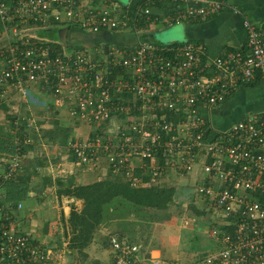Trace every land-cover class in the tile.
<instances>
[{
	"label": "built area",
	"instance_id": "1",
	"mask_svg": "<svg viewBox=\"0 0 264 264\" xmlns=\"http://www.w3.org/2000/svg\"><path fill=\"white\" fill-rule=\"evenodd\" d=\"M155 1L169 5L153 20L149 5L131 10L128 4L90 0H0L5 29L0 32V96L10 88L27 101L34 96L30 86L50 92L58 105L68 106L74 120L95 125L86 140L69 141L77 157L74 163L91 166L98 160L97 149L104 148L112 168L134 186L149 183L134 173L137 162L142 169L155 168L148 174L154 179L165 169L160 157L167 167L171 158L188 173L203 165L205 177L195 192L214 201L222 223L229 227L209 231L220 249L180 262L153 255L141 243L112 233L110 264H264V109L225 130L213 125L215 107L242 82H251L258 73L264 76V38L245 17L248 52L213 56L204 44L188 40L157 44L144 35L147 26H138L142 19L163 25L206 20L227 3ZM51 21L95 34L133 33L135 41L90 42L58 51L51 45L55 40L28 33ZM108 121L117 126L115 133L102 130ZM105 138L115 142H104ZM21 147L17 141L11 159L0 154V189L21 171ZM22 208V201L0 200V264H64L56 244L34 243L19 231L15 213Z\"/></svg>",
	"mask_w": 264,
	"mask_h": 264
},
{
	"label": "rangeland",
	"instance_id": "2",
	"mask_svg": "<svg viewBox=\"0 0 264 264\" xmlns=\"http://www.w3.org/2000/svg\"><path fill=\"white\" fill-rule=\"evenodd\" d=\"M90 2L95 4L119 5L127 3L128 0H90ZM181 26V24L177 23L173 25H163L159 24L157 21H153L147 24V29L149 31L148 33L152 34L151 39L159 44L161 41H182ZM50 28V25L46 27H37L33 30L30 29L31 31L28 30V33L52 41L53 38L46 35ZM4 30V25L0 21V32ZM69 30L67 34L68 42L70 44H73L72 40L79 42L78 44L75 43L74 47H83V45L89 43L87 41L95 39L103 40L107 35L106 33H99L95 39H91L88 38L86 32L80 29L79 31L82 32L80 33L81 38L79 34L73 39V36L77 32L73 29ZM3 39L5 40V38ZM55 41L58 45L62 46L63 50L64 44L60 39L57 38ZM83 42L85 43L83 44ZM1 43H3V40H0V44ZM30 89L31 93L35 95L40 102L34 99L26 101L16 90L9 92L8 100H0V131L2 130V132L7 134L8 139L12 136L14 137L13 145H15V141L19 139V142L27 144V150H29L32 144L33 150L30 151L29 156L23 159L22 171L27 173L32 170L34 172L37 170L41 171L38 175L36 173L33 174L34 177H40V181L33 180L31 185L33 190L31 191V195L35 201L33 204L36 206L34 210L36 214H33V218H40L43 224V231L45 230L48 234L50 231L53 232L52 237L56 238L50 239L52 242L51 244H56L58 248L63 251L64 264H91L92 260L95 259L104 263L105 260L107 261L108 259L109 252L108 249L105 248L104 241L106 237L110 236L112 233H125L135 236L151 254L160 255L164 259L177 260L180 262L194 260L213 250L216 251L220 249L215 240L210 238L208 232L210 229H213V227H218V222L222 223V221H219L221 213L216 206L213 205L209 207V205L205 204L202 200H187L182 198L178 189L181 188V185L187 183V179L184 181L187 177H185V175L187 174L180 172L182 170L179 169L177 164L172 163L171 158L167 160L169 163L168 167L158 174L160 177H155V179L151 178L148 180L149 183L145 185L147 188L153 186L170 188L175 186L177 195L174 202L171 203L168 208H150L143 214L138 213L139 215L133 211L124 212L123 210L111 214L110 212L120 204L116 198H114L112 201L108 202H112L107 215L108 219L96 227L87 248H84L82 251L78 248L70 249L69 243L72 236V228L67 221L68 217H65L63 212L65 210V208L63 209V205L67 202L65 203L59 194H57L59 198L56 201L54 199L56 197V190L52 187H58L59 190L62 186H72L74 182L78 184L82 172H87L85 175L86 179L82 181L84 184L90 181H93L91 183L97 182L99 178H101L100 180H113L114 183L117 182V184L122 185L128 181V177L125 174L122 175L123 173L121 174L120 170L117 171L112 168L111 159L108 156L107 150L104 148L97 149V151L99 150L98 160L92 163L91 166H83L74 163L77 161V157L75 156L76 160L72 158L68 144L69 141L74 137L75 139L86 140L91 136V130L95 125L92 126L91 123L77 122L74 120L68 106L58 105L50 92L37 90L33 88V86H30ZM79 99L81 98H77V100ZM113 122L114 121L105 122L102 130L106 131V128H110L113 133H115L117 131V126ZM119 123H121V121H119ZM57 127L66 129L60 132V129H57ZM63 137H67V141H65V139L62 140ZM7 142H10V140L5 141V144H7ZM104 142L114 143L115 140L111 141L109 138H105ZM10 147L11 148H8L6 151H3L5 152L3 154L5 159H11V155L16 154V149L12 151L13 148L12 146ZM3 152H0V154ZM131 164L132 166L135 164L133 159L131 160ZM154 169L155 168H150L149 166L142 169L141 164L137 162L134 173L144 178V176H147ZM3 170V168H0V172H3ZM96 171H101L99 178ZM197 171H199V168H197ZM191 175L200 180L199 183H201L205 177L203 170L197 173L195 169L188 174V176ZM60 182H63V185H61ZM192 182L193 181H191V183ZM132 188L138 189L140 186L132 185ZM7 191L8 187H1L0 198L5 199ZM36 196L38 198L42 196L46 197L47 204L45 205V198H43L42 207L40 205L41 200L38 199V201H36ZM80 200L78 204L73 205L77 210H81L84 206V201L82 199ZM124 200L127 202L126 198H124ZM52 201L58 204V208L55 207L54 209V207H52ZM34 205L32 208L35 207ZM73 207H71V209ZM51 208L54 210L51 214L55 213L58 219L56 227L51 223L53 228H51V226L49 228L51 220H54V217L49 213ZM207 208L209 210L208 213L205 211V213H202L204 216H201L202 214H200V211L203 209L206 210ZM24 209L25 202H23L21 212L17 211L15 213V218L17 220L21 218ZM197 210H199V212ZM219 214L220 216H218ZM42 215L43 217H41ZM140 215L150 220L142 222L139 218ZM185 215L191 216V219H194L193 217L195 216L197 219L189 220V222L186 223V220H182V218H186L184 217ZM19 231L25 232L24 230ZM216 245L217 248H213L216 247Z\"/></svg>",
	"mask_w": 264,
	"mask_h": 264
},
{
	"label": "crops",
	"instance_id": "3",
	"mask_svg": "<svg viewBox=\"0 0 264 264\" xmlns=\"http://www.w3.org/2000/svg\"><path fill=\"white\" fill-rule=\"evenodd\" d=\"M225 3H227L226 7L222 8L219 12L215 13L214 15L209 16L206 20H195L192 22H184V23H177L181 24V34L183 36L182 41H191L195 43L204 44L207 48V51L210 55L213 56H220L226 53L230 50H242L244 52H248L249 48L247 46L248 41V33L247 29L244 27V18L247 17L254 25L255 27L260 31L264 38V0H222ZM129 7L135 6L134 0H128ZM126 4V3H125ZM236 10H239L237 12ZM158 11V10H157ZM73 29L77 33L73 36H78L80 33L79 28L77 27H70V30ZM69 30V31H70ZM88 38L95 39L97 37L98 33H89ZM106 33L107 35L104 37L103 40L95 39L92 41L87 42H120V43H133L135 41V36L133 33H112V32H102ZM117 34V36H116ZM121 34H124L123 36ZM114 36H116V40L114 39ZM81 38V34H80ZM72 40V39H71ZM163 42V41H161ZM169 42H176L174 40ZM181 42V41H178ZM73 44H70V46H74V44H78L79 42L73 41ZM85 42H83L84 44ZM167 43V42H166ZM259 76V75H258ZM255 79H253L251 84H241L237 87L236 90H234L226 99L225 102L221 103L217 107H215L213 112V125L218 130H225L237 123L238 121L246 118L249 114H258L261 113L264 109V76H259ZM33 88H36L37 90H41L38 86H33ZM12 90L9 88V91L6 92L3 96H0V100L9 99V92ZM34 100L39 99L34 95L32 97ZM22 101V100H21ZM25 102V101H22ZM40 102V101H39ZM47 104V103H46ZM7 128V127H6ZM0 145L5 146V141H8V135L0 131ZM17 141H20L19 139ZM15 141V145L16 142ZM22 147H23V143ZM33 150L32 144L25 152L24 157L29 156L30 151ZM6 150H2L0 152H3ZM16 151V150H15ZM5 153V152H3ZM201 158H206L204 154L200 155ZM24 162V161H23ZM0 168H3V164L0 163ZM197 168H199V171H197ZM23 166L20 171V175L24 177L25 179H28V176L30 177V181L28 183L29 185V191L27 194L26 199H23L22 202H25V209L23 211V214L21 215V218L19 220L16 219V224H18L19 230H24L26 233H28L34 243H42L43 245L48 244L50 245L52 242L50 239H55L56 237H52L53 232L46 233L45 230L43 231V224L40 221L39 217H34L33 214H36L34 211L36 206L33 204L35 202L33 199V196L31 195L32 190V181H40V177H34L33 174H39L41 171L34 172L33 170L31 172H25L22 171ZM196 172H201L204 168L203 165L200 163L196 167ZM194 169V170H195ZM193 170V171H194ZM204 171V170H203ZM98 174V178L101 174V171H96ZM82 175L80 176V182L84 181L86 179L85 175L87 172H82ZM190 174V173H188ZM192 177V178H191ZM90 179V178H89ZM101 178H99L100 180ZM187 179V180H186ZM194 179V180H193ZM187 181L185 185H181V188L187 187V184L190 186L197 185L200 180L195 178L194 176H189L188 178H185L184 181ZM197 180V181H196ZM90 181V180H88ZM191 181H193L191 183ZM91 182H86L87 184H91ZM203 181H201L202 183ZM77 182H74L76 184ZM40 185V184H39ZM7 187V186H6ZM54 190H56V197L54 198L56 201L59 198L58 193V187H52ZM51 188V189H52ZM52 189V190H53ZM63 198V201L66 203L63 205V209L65 208L64 215L65 217H69L71 207L73 205L78 204L81 200L77 199L73 196L69 195H61ZM43 198H45V205L47 204L46 197L38 198L36 196V201L40 199V205L42 206ZM2 201H9L4 198H0ZM70 203V204H68ZM33 205L35 206L34 208ZM67 205V206H66ZM38 206V205H37ZM43 207V206H42ZM52 207L58 208V204L54 203L52 201ZM42 209V208H41ZM69 209V210H67ZM34 211V212H33ZM53 208H51L50 214L53 213ZM21 212V211H20ZM46 214V213H45ZM52 217H54V220L50 222L49 228L51 226V223L56 227L58 224L57 216L54 214H51ZM40 216V215H39ZM43 217V215L41 216ZM194 220L197 219V217H193ZM182 220H184L182 218ZM185 221V220H184ZM221 221V219H220ZM53 225L51 228H53ZM216 227V226H215ZM218 229V227H216ZM209 233V232H208ZM210 235V234H209ZM211 239L215 240L210 236ZM217 240H215L216 242ZM56 243V242H54ZM217 243V242H216ZM217 245L220 248V245L217 243ZM213 247V248H217ZM214 251V250H213Z\"/></svg>",
	"mask_w": 264,
	"mask_h": 264
},
{
	"label": "trees",
	"instance_id": "4",
	"mask_svg": "<svg viewBox=\"0 0 264 264\" xmlns=\"http://www.w3.org/2000/svg\"><path fill=\"white\" fill-rule=\"evenodd\" d=\"M6 1H10V0H6ZM134 2L136 5L133 7L131 5L130 7L131 10H133V8H136L137 6L149 5L153 9V15H152L153 20L155 19L156 15H158L162 11H166L169 5L167 2H160V1H155V0H134ZM127 4L128 3L126 4L122 3L124 7ZM151 22L147 21L146 19H142V21L140 22L138 26L146 27L147 24ZM59 23L60 22H57V21H51V24H49L51 28L47 31L46 35L52 37L53 40L59 38L57 29H56ZM121 35L123 36L124 34H121ZM144 35L150 38L152 36L151 33H146ZM116 36H114L113 40H116ZM117 43H120V42H117ZM51 45L55 46L58 51H62L61 45H58L57 43L56 44L51 43ZM76 47H79V46H76ZM258 75L259 73L256 75V78ZM252 82L253 81L249 83H244V82L242 83L251 84ZM120 116L123 117L124 114H120L119 117ZM57 129H60V132H61L66 128L57 127ZM126 131L130 132L129 130H126ZM64 139L65 141H67L68 138L63 137L62 140ZM9 140L10 142H7L5 146L0 145V151L7 150L8 148H11L10 146H12L13 148L12 151L16 149V145L12 144L14 137L12 136L10 139H8V141ZM27 148H28L27 144L24 143L23 147L19 149L22 162L24 159L23 158L24 154L25 152H27ZM71 155H72V158L76 160L74 153L71 152ZM159 164L161 167L167 168L166 161L162 157H160ZM180 172L186 173L187 174L185 175V177L187 176L186 178L189 177L188 172L186 171H180ZM156 177H160V176L156 175ZM144 179L150 180L151 176H148V175L144 176ZM29 181H30V177L28 176V179H25L24 177L20 175V172L17 174L15 178L8 180L5 183V186L8 187V191H7V195L5 199L9 201H15V202L26 199L28 191H29V185H28ZM60 184L63 185V182H60ZM196 186H197L196 184L193 186H190L189 184H187V187H196ZM58 193L59 195H69L77 199H82L84 201V206L81 210H77L75 207L72 206L73 208L71 209L68 220H67L72 228V236L70 238L69 248L70 249L78 248L80 251H82L84 248H87L96 227L102 222H104L106 219H108L107 215L109 213L110 204L112 203V202L108 203L109 201H112L114 198H116V200L120 203L114 210L110 212L111 214H114L117 211L123 210L124 212L133 211V212H136L137 215H139L138 213L143 214L147 209H150V208L151 209L168 208V206L171 203H173L174 199L176 198L177 189L175 186L170 187V188H162V187L153 186L149 188L140 187L136 189V188H132L131 181L129 180L125 184H122V185L117 184V182L114 183L113 180H99L91 184L79 183V184H75L72 186H62V188L58 190ZM124 198L127 199V202L124 200ZM197 199L202 200L205 204L209 205V207L214 205L213 200H210L209 198H205L199 193L194 192L191 200H197ZM122 201H125L126 203ZM197 211L199 212V210ZM205 211H207L208 213L209 211L208 208L206 210L203 209L202 211H200V214H202L203 212L205 213ZM201 216H204V214H202ZM184 217L190 218L191 216L185 215ZM139 218H140V221L142 222L150 220L149 218L145 216H141V215L139 216ZM218 229L223 230V231H228L229 227H227L223 223L218 222ZM115 234H119L120 236H125L129 238L131 241L140 243L139 242L140 240L135 236L125 234V233H115ZM104 245H105V248H107L109 251L110 249L109 236L106 237V240L104 241ZM143 247L145 248L144 245ZM110 254L111 253L109 251L108 259L107 261L105 260L104 263H102L98 259H95V260H92L91 264H110L111 263V257H109Z\"/></svg>",
	"mask_w": 264,
	"mask_h": 264
},
{
	"label": "water",
	"instance_id": "5",
	"mask_svg": "<svg viewBox=\"0 0 264 264\" xmlns=\"http://www.w3.org/2000/svg\"><path fill=\"white\" fill-rule=\"evenodd\" d=\"M57 29V33H58V37L60 39V41L64 44V48L65 49H69V42L67 40V34H68V30L70 29L69 26H58L56 27ZM179 194L182 196V198L184 199H191L193 196V193L195 192L194 188L191 187H184V188H180L178 189Z\"/></svg>",
	"mask_w": 264,
	"mask_h": 264
},
{
	"label": "bare ground",
	"instance_id": "6",
	"mask_svg": "<svg viewBox=\"0 0 264 264\" xmlns=\"http://www.w3.org/2000/svg\"><path fill=\"white\" fill-rule=\"evenodd\" d=\"M191 188H194L195 189V187H191Z\"/></svg>",
	"mask_w": 264,
	"mask_h": 264
}]
</instances>
